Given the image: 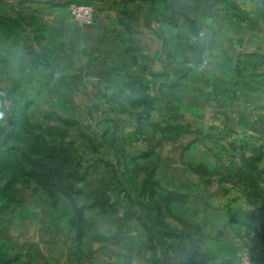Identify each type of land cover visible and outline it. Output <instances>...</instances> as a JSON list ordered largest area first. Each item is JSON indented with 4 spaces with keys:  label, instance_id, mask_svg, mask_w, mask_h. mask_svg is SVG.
Segmentation results:
<instances>
[{
    "label": "rangeland",
    "instance_id": "374dc122",
    "mask_svg": "<svg viewBox=\"0 0 264 264\" xmlns=\"http://www.w3.org/2000/svg\"><path fill=\"white\" fill-rule=\"evenodd\" d=\"M121 2L0 0V264H264V0Z\"/></svg>",
    "mask_w": 264,
    "mask_h": 264
},
{
    "label": "crops",
    "instance_id": "0c3cea01",
    "mask_svg": "<svg viewBox=\"0 0 264 264\" xmlns=\"http://www.w3.org/2000/svg\"><path fill=\"white\" fill-rule=\"evenodd\" d=\"M72 1L73 0H31V16L32 20L35 22L34 24H32V29H39L40 34H43L44 37L45 35H47V32H53L54 34L56 30L59 29L63 30L66 36L73 34V31L76 30L74 29L75 24L72 23L75 22L71 20L72 18L70 16V13L64 9V5L66 3H71ZM76 1L77 0L73 2ZM77 3L89 4L95 7L96 15L94 19L95 24L93 26L97 27L96 30L102 28V25L107 20L114 19L117 15L118 9L120 8V6H122L121 0H80V2ZM37 26H41V28L37 29ZM66 33H68V35ZM85 34L90 36V38H94L95 40L97 39V31H95V29L86 30ZM95 35L96 37H93ZM72 37H74V34ZM112 39L110 40L112 41ZM104 40L105 43L108 41L106 39ZM94 43L97 44L96 41Z\"/></svg>",
    "mask_w": 264,
    "mask_h": 264
},
{
    "label": "built area",
    "instance_id": "2783aa9c",
    "mask_svg": "<svg viewBox=\"0 0 264 264\" xmlns=\"http://www.w3.org/2000/svg\"><path fill=\"white\" fill-rule=\"evenodd\" d=\"M72 19L79 24H90L94 22L96 9L93 5L73 2L69 6Z\"/></svg>",
    "mask_w": 264,
    "mask_h": 264
},
{
    "label": "trees",
    "instance_id": "16d2710c",
    "mask_svg": "<svg viewBox=\"0 0 264 264\" xmlns=\"http://www.w3.org/2000/svg\"><path fill=\"white\" fill-rule=\"evenodd\" d=\"M50 113H52V112H50ZM50 115V114H49ZM51 115H53V114H51ZM8 140V139H7ZM40 163L38 162V161H36L35 162V164L33 163L32 165H31V167H34V166H38ZM43 168H45L48 172L50 171V170H52V165L49 163L48 165H44V166H42ZM34 175L35 176H38L39 177V173L38 172H34ZM42 180H43V182H44V184H46L47 183V181H46V179H45V177H42L41 178ZM46 181V182H45ZM94 204H96V203H93V204H91V207H93L94 206ZM77 212V219H76V221L74 222V224H73V227H75L77 230H76V232L78 233V238H79V240L81 241V239H82V237L84 236V233H85V221H84V215H83V213L85 212V209L82 207V208H77V206L75 205V213ZM170 231V233L169 234H173L175 231L174 230H172V229H170L169 230ZM169 236H171V235H169Z\"/></svg>",
    "mask_w": 264,
    "mask_h": 264
},
{
    "label": "water",
    "instance_id": "95a60500",
    "mask_svg": "<svg viewBox=\"0 0 264 264\" xmlns=\"http://www.w3.org/2000/svg\"><path fill=\"white\" fill-rule=\"evenodd\" d=\"M10 132H11V119L10 117H8V126H7V130H6V133L0 143V150L4 147L5 143L7 142V139L10 135Z\"/></svg>",
    "mask_w": 264,
    "mask_h": 264
}]
</instances>
